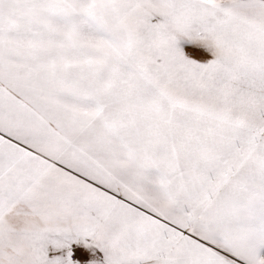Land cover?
I'll return each mask as SVG.
<instances>
[{"label": "snow or ice", "instance_id": "snow-or-ice-1", "mask_svg": "<svg viewBox=\"0 0 264 264\" xmlns=\"http://www.w3.org/2000/svg\"><path fill=\"white\" fill-rule=\"evenodd\" d=\"M0 264H264V0H0Z\"/></svg>", "mask_w": 264, "mask_h": 264}]
</instances>
